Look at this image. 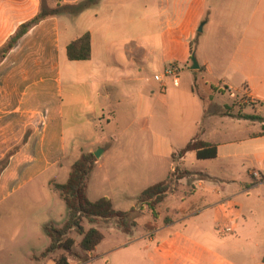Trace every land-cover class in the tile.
<instances>
[{"label": "crops", "instance_id": "crops-1", "mask_svg": "<svg viewBox=\"0 0 264 264\" xmlns=\"http://www.w3.org/2000/svg\"><path fill=\"white\" fill-rule=\"evenodd\" d=\"M79 1L82 0H61L69 4ZM109 1L115 0H98L96 3ZM125 1L128 3L129 0ZM143 1L145 8L147 0ZM161 1L160 5L164 8L161 15L165 19L161 20L160 26L169 32L187 29L191 33L204 19L203 30L217 13L225 14L227 11L228 15L239 16L240 39L231 54L199 53L195 57V52L191 55L183 48L182 57L185 60L195 57L198 68L192 70L202 79L215 73V79L221 81L238 80L235 86L226 83L224 86L229 91L241 90L252 103H260L255 114L245 110L240 114L255 115L264 121V116L260 114L264 107V0ZM233 1L238 4H233ZM47 2L49 7L56 5L55 0ZM231 5L240 7L237 9ZM39 7L40 0H0V47L21 24L38 13ZM121 12L122 16L125 12L127 15L131 9L124 7ZM185 15L195 18L189 19ZM145 20L147 16L137 21L142 23ZM127 23L132 24L128 31L133 33L151 31L148 23L135 25L132 18L127 19ZM98 26L76 32L72 26L62 29L59 15L45 18L19 37L0 61V160L9 154L8 162L0 172V204L21 187L45 175L48 177L45 180L47 185L64 183L71 165L82 154L62 166L67 156L66 132H76L78 128L94 130L101 121L105 120L106 126H109L116 119L113 110L117 103L114 98L115 84L133 82L135 76L130 75V70L134 63L140 62L130 54L129 47L124 44L116 47L111 25L105 23ZM86 32L90 34V58L69 60L67 45ZM162 46L166 49L169 65L165 67V72L171 69L173 72L170 75H176L179 70L174 56L177 38L169 37ZM136 47L152 49L145 41H138ZM121 53L125 57L130 55L123 60L119 57ZM227 55L229 62H226ZM159 77L156 80L159 82L158 89L152 90L148 97L141 91L137 93L138 119L143 121L141 130L160 127L169 131H161L160 134L151 130L149 138L154 139L156 146L144 156L150 161L161 156L171 158L196 136L213 144L216 156L197 159L195 151H189L177 158L175 161L180 170L190 173L178 182L192 176V190L189 196H185L173 187L159 204L176 203L174 208L168 207L177 210L178 217L155 233L134 235L130 241H121L120 236L115 235L120 242L115 241L117 244L112 248L97 254L100 242L94 250L87 252L88 261L96 264L99 258L112 256L111 264H124L121 262L123 258L138 248L142 256L141 264H264L263 122L233 119L230 111L215 110L205 114L201 94L192 86L191 92L196 95L192 93L193 104L191 108L187 107L190 117L175 128L169 122V114L172 109L183 110V93L177 89L176 80L171 87L172 83L168 84L162 76ZM179 115L181 118L184 112ZM208 115L210 125L205 126L203 119ZM233 125L244 128L239 137L228 135ZM90 152L93 150L86 153ZM103 153L105 150L100 157ZM193 162L200 168H186L185 164L193 165ZM252 171H257L263 181L253 178ZM62 176L64 182L57 180ZM198 176L202 177L196 178ZM53 193L59 197L56 192ZM219 224L231 226L232 232L221 233L217 228ZM161 229H166L163 235L159 233ZM67 264L72 263L67 261Z\"/></svg>", "mask_w": 264, "mask_h": 264}, {"label": "rangeland", "instance_id": "rangeland-1", "mask_svg": "<svg viewBox=\"0 0 264 264\" xmlns=\"http://www.w3.org/2000/svg\"><path fill=\"white\" fill-rule=\"evenodd\" d=\"M44 3L49 7L47 0ZM146 3L144 8L143 0H129L128 3L125 0H115L104 4L93 3L78 15L59 14L62 29L63 27L72 26L76 32L90 26L97 27L99 22V26L105 23L111 25L116 36V47L123 44L129 47L130 54L134 55L137 62H140V64L134 63L130 70V75L135 76L133 82L115 84L114 98L117 103H115L113 110L116 112V119L109 126H106V121L103 120L101 124H96L97 128L94 130L78 128L76 132H66L67 156L62 164L63 167L75 160L76 156L86 153L90 149L93 152L105 150L100 159L96 160L97 163L89 175L87 198L95 201L104 196L108 197L113 204V208L120 211H128L137 204V210L132 215L136 225L132 227L130 234H125L117 229L113 221L96 224L83 221L85 229L95 227L105 235V238L97 247V254L105 252L117 244L114 243L117 241L115 235H119L121 241H130L134 238V235L136 237L137 235L155 233L154 231L158 228L169 224V221L165 222V219L168 218L172 221L178 217L177 210L172 209L176 203L172 202L168 204L172 208H169L166 203L156 205L155 211L158 213L156 218L152 216L151 211L145 205H142L141 210L138 209L141 205L137 202L140 190L163 180L166 178L171 166H173V169L177 166V161L173 160L172 157L161 156L160 158H152L150 161L144 156L151 153L150 149H153L156 145L154 139L151 138L150 140L149 138L151 130L154 129L151 127L148 130L140 129L143 126V121L138 119L139 98L137 93L141 91L148 97L152 90L158 89L159 82L154 79L155 74L162 76V80L168 82V84L172 83L171 87H174L173 81L176 80L178 82L177 89L183 93L182 101L185 107L183 110L172 109L169 114V122H172L175 128H179L190 117L188 114L189 108L187 107L193 104L192 93L196 95L195 92H191L192 86H195V90L201 94L203 99L201 102L205 105V114H210L215 110L230 111L233 119H236L239 118L237 115L243 110L246 113L255 114L257 106L260 104L252 103L243 91H229L224 86V83L231 87L235 86L238 80L226 79L221 81L215 79V73L211 77L202 79L190 68L191 60H185L182 57L183 48L186 51L189 50L191 55L195 52V57H198L199 53L222 56L227 53L231 54L234 45L240 39V18L238 15H228L227 11L225 14L217 13L211 17L203 30L204 19L199 21V25L191 33L186 31L187 29L183 32L180 30L169 32L160 26L161 20L165 19L161 15L164 8L160 4L163 1L147 0ZM233 4H238V2L233 1ZM231 6L237 9L240 7V5ZM124 7L131 9L130 14L126 15L125 12V15L122 16L121 9ZM143 8L144 11H142ZM146 16L147 20L142 23L149 24L150 32L133 33L130 30L128 31L129 26L132 24H128L127 19L132 18L134 24L138 25L142 23L137 20ZM185 17L195 18L192 15H185ZM200 26H202L201 31L198 30ZM169 37L177 38L174 56L178 62L179 70L176 75H165V67L169 65H167L166 49H164L162 43L167 41ZM138 41H145L147 46H152L151 51L147 47L145 49L137 48ZM119 57L123 60L126 59L123 53ZM229 60L230 58L227 55L226 62H229ZM124 91L127 93L124 94ZM180 112H184V117L181 116L183 119L180 118ZM260 114L264 116V107H262ZM203 121L205 126H209L210 116H206ZM231 129L228 135L234 138L239 137L244 128L242 126L236 128L233 125ZM108 131L109 133H107ZM154 131L160 133L169 130L168 128L160 129V127H157ZM111 134L114 135L115 139H112ZM193 163V165L190 163L185 164L186 168L189 170L200 168L196 162ZM200 177L202 176L196 178ZM47 178L46 175L42 176L21 187L0 204V264H57V259L61 255H64L67 261L72 264H94L88 261L89 256L84 261L81 259L83 254L77 246L80 236L74 231H71L68 235L74 239L73 251L78 255L68 254L62 249H58L45 257L41 256V253L50 243V239L43 231L42 225L51 222L54 226L60 227L67 215L65 203L53 193L52 185L45 183ZM58 178L57 180H63L64 182L63 176ZM193 179L192 176H188L183 182H176L172 186L181 195L189 196ZM151 222L154 224L153 229H148L146 223ZM165 232L166 229L159 231L161 235ZM117 242H120V240ZM141 257L138 248H136L130 255L125 256L121 262L124 264H141ZM112 259V256L106 259L99 258L96 264H111Z\"/></svg>", "mask_w": 264, "mask_h": 264}, {"label": "trees", "instance_id": "trees-1", "mask_svg": "<svg viewBox=\"0 0 264 264\" xmlns=\"http://www.w3.org/2000/svg\"><path fill=\"white\" fill-rule=\"evenodd\" d=\"M45 1L46 0H40L38 13L27 22L21 24L14 35L0 47V61L15 45L19 37L39 21L59 14L77 15L98 0H82L74 4L62 3L61 0H55L56 5L54 7H47L44 3ZM66 53L68 59L71 61L89 59L91 54L90 34L86 32L72 40L66 47ZM237 116L243 119L262 121V133L264 134V121L260 119V117L240 113ZM189 151H195L197 159H210L216 156L215 146L211 143L202 141L199 136H196L177 152L173 153L172 159L176 160L177 158H181ZM8 157L9 154L0 160V172L6 166ZM95 162L96 158L93 152L82 153L71 165L67 180L64 183L52 184L54 192H56L65 203L67 215L64 223L60 227L54 226L51 222L43 225L42 229L49 237L50 243L41 253L42 257L58 249H62L68 254L78 255V253L73 251L75 241L68 235L71 231H74L80 236L77 246L83 254L81 259L83 261L86 260L87 252L94 250L103 240L104 235L95 227L85 229L83 226L84 220L89 224L113 221L115 227L125 234H130L132 227L136 225L132 216L137 210L136 208H132L128 211L115 210L108 197L104 196L95 201H90L87 198V182L95 166ZM188 174H190L188 171H182L176 166L168 173L165 180L147 187L139 194L137 202L141 205L138 209L141 210L142 205H145L151 211L152 216L156 218L158 213L155 211V206L173 189L172 185L174 183L186 177ZM168 221L170 222L168 218L165 219V222ZM146 225L148 229H153L154 224L152 222L146 223ZM150 225L152 226L150 227ZM57 264H67L66 257L64 255L59 256Z\"/></svg>", "mask_w": 264, "mask_h": 264}, {"label": "built area", "instance_id": "built-area-1", "mask_svg": "<svg viewBox=\"0 0 264 264\" xmlns=\"http://www.w3.org/2000/svg\"><path fill=\"white\" fill-rule=\"evenodd\" d=\"M172 70L171 69H168V70H166V74L167 75H170V74H172ZM154 79L155 80H159L160 79V77L157 75V76H154ZM251 176L253 177V178H257L258 179V181H263V179L259 176V173L257 172V171H252V173H251ZM264 182V181H263ZM218 230L221 232V233H223V234H229V233H231L232 232V227L231 226H227V225H223V224H219L218 225Z\"/></svg>", "mask_w": 264, "mask_h": 264}, {"label": "water", "instance_id": "water-1", "mask_svg": "<svg viewBox=\"0 0 264 264\" xmlns=\"http://www.w3.org/2000/svg\"><path fill=\"white\" fill-rule=\"evenodd\" d=\"M198 30L201 31V26L199 27ZM191 62H192V63H191V65H190V68H191V69H197V68H198V64H197V62H196L194 56H191ZM101 153H102L101 150H97V151L93 152V155H94V157L97 159V158L100 157Z\"/></svg>", "mask_w": 264, "mask_h": 264}]
</instances>
